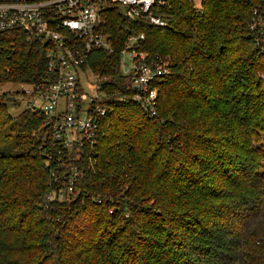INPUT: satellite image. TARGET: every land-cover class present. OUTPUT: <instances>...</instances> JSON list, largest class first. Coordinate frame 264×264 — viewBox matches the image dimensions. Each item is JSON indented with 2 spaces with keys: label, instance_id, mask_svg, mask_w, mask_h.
<instances>
[{
  "label": "trees",
  "instance_id": "16d2710c",
  "mask_svg": "<svg viewBox=\"0 0 264 264\" xmlns=\"http://www.w3.org/2000/svg\"><path fill=\"white\" fill-rule=\"evenodd\" d=\"M169 1L165 28L106 12L114 52L87 63L106 114L77 164L76 201H47L65 171L45 156L47 117L15 118L18 100L0 95V264H264V53L250 27L264 0ZM141 34L140 51L172 69L156 118L120 66ZM46 54L23 32L1 34L0 86L46 83Z\"/></svg>",
  "mask_w": 264,
  "mask_h": 264
},
{
  "label": "built area",
  "instance_id": "2783aa9c",
  "mask_svg": "<svg viewBox=\"0 0 264 264\" xmlns=\"http://www.w3.org/2000/svg\"><path fill=\"white\" fill-rule=\"evenodd\" d=\"M119 6L124 16L165 28L161 11L169 0H0V35L20 31L47 48L48 81L37 86L19 84L27 96L26 110L41 112L51 127V145L45 152L64 173L57 179L49 203L79 198L75 192L84 167L83 149L93 146L101 134L105 94L102 81L87 67L90 53L102 49L112 54L113 41L106 34L109 7ZM250 27L264 53V6L256 8ZM145 35L128 37L120 52L122 74L131 80L132 99L150 118L158 117L157 83L172 72L170 63L140 51ZM264 79V76H262ZM25 97V96H24ZM56 151V152H55ZM84 204V201H82Z\"/></svg>",
  "mask_w": 264,
  "mask_h": 264
},
{
  "label": "rangeland",
  "instance_id": "374dc122",
  "mask_svg": "<svg viewBox=\"0 0 264 264\" xmlns=\"http://www.w3.org/2000/svg\"><path fill=\"white\" fill-rule=\"evenodd\" d=\"M22 86L19 84H11L7 83L0 86V95H8L10 98L14 97L18 100V104H13V102L9 103V112L12 114L13 117L17 118L20 114H22L26 110L27 106V96L21 93ZM264 142V137H263ZM75 192L79 193V191ZM115 212V208H111L110 213L113 214Z\"/></svg>",
  "mask_w": 264,
  "mask_h": 264
}]
</instances>
